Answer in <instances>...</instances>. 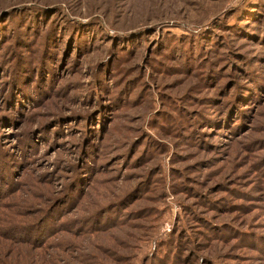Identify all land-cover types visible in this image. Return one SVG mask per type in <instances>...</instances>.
Listing matches in <instances>:
<instances>
[{
	"label": "rangeland",
	"instance_id": "obj_1",
	"mask_svg": "<svg viewBox=\"0 0 264 264\" xmlns=\"http://www.w3.org/2000/svg\"><path fill=\"white\" fill-rule=\"evenodd\" d=\"M0 264H264V0H0Z\"/></svg>",
	"mask_w": 264,
	"mask_h": 264
},
{
	"label": "trees",
	"instance_id": "obj_2",
	"mask_svg": "<svg viewBox=\"0 0 264 264\" xmlns=\"http://www.w3.org/2000/svg\"><path fill=\"white\" fill-rule=\"evenodd\" d=\"M66 26V25H65ZM64 27V26H63ZM68 28V27H66ZM69 29V28H68ZM61 32V35L64 34V32L62 31V29L59 30ZM46 42H47V37H46ZM14 74V72H13ZM13 80H15V82L17 81V79L14 77ZM242 91V90H241ZM242 94V93H241Z\"/></svg>",
	"mask_w": 264,
	"mask_h": 264
}]
</instances>
